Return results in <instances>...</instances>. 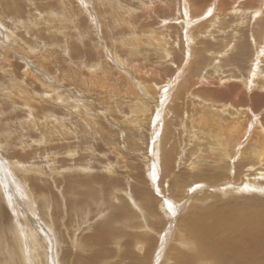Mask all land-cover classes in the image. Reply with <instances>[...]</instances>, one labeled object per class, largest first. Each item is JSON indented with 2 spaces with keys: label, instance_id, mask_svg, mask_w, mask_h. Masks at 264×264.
<instances>
[{
  "label": "rangeland",
  "instance_id": "374dc122",
  "mask_svg": "<svg viewBox=\"0 0 264 264\" xmlns=\"http://www.w3.org/2000/svg\"><path fill=\"white\" fill-rule=\"evenodd\" d=\"M205 111L252 129L217 152ZM261 128V0H0V264L24 221L48 264H254L188 221L264 230Z\"/></svg>",
  "mask_w": 264,
  "mask_h": 264
},
{
  "label": "bare ground",
  "instance_id": "6f19581e",
  "mask_svg": "<svg viewBox=\"0 0 264 264\" xmlns=\"http://www.w3.org/2000/svg\"><path fill=\"white\" fill-rule=\"evenodd\" d=\"M262 3L264 4V0H261ZM200 3V2H199ZM217 3V2H216ZM221 3V2H220ZM223 6V5H222ZM229 6V5H228ZM227 6V7H228ZM212 7V5H211ZM221 7V6H220ZM219 9V8H218ZM185 13V12H184ZM186 15V14H185ZM182 18V17H181ZM182 20V19H181ZM186 20V19H185ZM188 25V24H187ZM255 60V59H254ZM138 83V82H137ZM140 83V82H139ZM168 86V85H167ZM146 87V86H144ZM249 87V86H248ZM141 88V87H140ZM170 88V87H169ZM144 89V88H142ZM146 89V88H145ZM153 92V91H152ZM251 93V92H250ZM148 94V93H147ZM158 94V93H157ZM169 94V89L164 90L163 92V96L162 98L160 97V106H162V104L164 103V100L166 98V96H168ZM204 94V93H203ZM197 98V96H196ZM70 100V99H69ZM154 100V99H152ZM146 102V101H145ZM150 102V101H149ZM146 104H144L145 107ZM234 105V104H233ZM72 107V104L70 105ZM223 107V106H222ZM207 109V108H206ZM205 109V110H206ZM146 110V108H145ZM239 110V109H238ZM148 111V109H147ZM225 111V110H224ZM241 111V110H240ZM188 112V111H187ZM190 114V113H189ZM202 117L199 118L198 120V124L199 129L201 130L200 133L204 136H206L207 138L212 140V145L211 148L212 150H215L218 152V150L220 148H224V146H229L230 143H233V145H236L237 143H239L242 138L243 135H247V130L248 129H252L250 128L249 125H247V119L244 120V118H240L238 120L236 119H230V121H228L227 119H223V118H215L214 116H212V112H206L202 113ZM221 114V113H220ZM218 115V114H217ZM191 117V116H190ZM199 117V116H197ZM223 117V116H222ZM158 118V116H157ZM230 118V117H229ZM192 119V118H191ZM173 124V123H172ZM198 126V125H197ZM248 127V128H247ZM205 129H207V131H205ZM262 129V128H261ZM259 130V129H258ZM264 130V129H262ZM253 136L255 139V143L258 144V148L259 150L256 151V153L253 155L257 158L258 161H262L264 159V131L263 133H261V135L259 134L261 131H257V130H253ZM259 132V133H256ZM199 133V134H200ZM200 134V135H201ZM153 135V134H152ZM256 135V136H255ZM259 135V137L257 136ZM205 138V137H204ZM168 139V138H167ZM162 145V144H161ZM154 142L151 146V153L152 151H154ZM257 146V145H256ZM224 150V149H223ZM242 151V150H241ZM222 152V151H221ZM224 152V151H223ZM250 152V151H249ZM228 154V153H227ZM159 157V156H158ZM224 157V156H223ZM21 158V157H20ZM19 158V159H20ZM23 158V157H22ZM152 158V157H151ZM14 159V158H13ZM26 159V158H25ZM143 161V160H142ZM20 163V162H18ZM22 163V161H21ZM24 163V162H23ZM12 164V163H11ZM10 164V165H11ZM14 164V163H13ZM13 167V165H11ZM19 167H23V164H19ZM11 167V168H12ZM194 168V167H193ZM21 169V168H20ZM14 171V170H13ZM15 173V172H14ZM28 179V178H27ZM4 180V179H3ZM29 181V180H28ZM6 183V187L9 186L10 184L4 181ZM23 182V187L25 189L24 192H26L28 196V198H31V200L29 201V199L26 200L29 201L28 202V207L30 209L33 208L32 204L35 201V199H33L36 195L34 192V188H33V183L32 181L30 183H26L25 185V180L22 181ZM1 184V183H0ZM16 185V184H15ZM165 186V185H164ZM18 187V185H17ZM1 189V187H0ZM9 189V188H8ZM37 189V188H36ZM2 190V189H1ZM3 190H4V186H3ZM7 191V189H6ZM9 192V191H8ZM13 192V191H10ZM14 193V192H13ZM13 193L12 196H13ZM21 193V192H20ZM38 193V192H37ZM33 195V196H32ZM2 197V196H1ZM15 197V196H14ZM13 197V198H14ZM25 197V196H24ZM10 199V198H9ZM167 199V198H165ZM13 202V201H12ZM16 202V201H15ZM17 203V202H16ZM14 203V204H16ZM35 203V202H34ZM167 206L169 207V204L172 205V209L169 212H173V211H177V205L174 204L173 202H171L170 200L166 202ZM45 205V204H44ZM2 206V205H1ZM164 206V205H163ZM36 211V210H35ZM16 212V211H15ZM20 213V212H19ZM36 213V212H35ZM193 215V214H192ZM234 215V212L229 216H221L220 219H216V218H196L194 215L193 217H189V223H191V225L193 227H195L196 229H201L202 231L208 233L210 231H218L219 227H223V228H227L229 231L231 229V233L229 234V236L227 238H225L229 243H236L239 245L240 248L244 249L241 252L242 255V259L243 262L245 263L246 260L250 259L249 257H251V254L255 255V260L256 262H254V264H262L264 262V230L263 231H259V232H253L252 230H258L259 225H256L254 222L252 221H242L241 218H237L231 221L230 218H232V216ZM19 216V215H17ZM28 227V228H27ZM189 227V226H188ZM191 228V227H190ZM24 231L19 230V234L15 235V237H13L14 239H8V242L10 245L5 247V250L7 252H9V257H12V260L14 262H16L17 264H28L25 260V255H27V253H25L24 248L28 247L29 250V256L32 260L33 264H48L47 261H49L47 259V255L45 256L46 253L42 252L43 254H40V250L38 251L40 244L39 241L35 235V233H31V232H35L33 229L30 228L29 223L27 224L26 221H24ZM163 231V229H162ZM18 232V231H17ZM26 234V237L24 234ZM159 233V232H158ZM167 233L168 231H166L161 239H165L167 237ZM192 233V232H191ZM234 233V235L232 234ZM186 236V235H185ZM45 237V236H44ZM7 238V237H6ZM23 239H25L26 244L24 243L25 241H22ZM238 239V240H236ZM54 240V239H53ZM4 242V241H3ZM226 243V242H224ZM44 246V245H43ZM193 247V246H192ZM158 249V248H157ZM4 250V249H3ZM150 250V249H149ZM28 251V250H27ZM162 252V251H161ZM243 252H245L247 255L249 254V257H247V255H245ZM20 254V255H19ZM151 252H148V255H150ZM49 255V254H48ZM19 257L20 259L16 258ZM56 256V255H55ZM159 254L156 256L158 258ZM8 257V256H7ZM58 257V256H57ZM56 257V258H57ZM29 258V259H30ZM11 260V259H10ZM12 260L9 262L7 260V264H12ZM4 261V264H5ZM51 262V261H50ZM2 264V263H1Z\"/></svg>",
  "mask_w": 264,
  "mask_h": 264
},
{
  "label": "snow or ice",
  "instance_id": "6c2138e0",
  "mask_svg": "<svg viewBox=\"0 0 264 264\" xmlns=\"http://www.w3.org/2000/svg\"><path fill=\"white\" fill-rule=\"evenodd\" d=\"M169 209H170V210L172 209V205H171V204H169Z\"/></svg>",
  "mask_w": 264,
  "mask_h": 264
}]
</instances>
